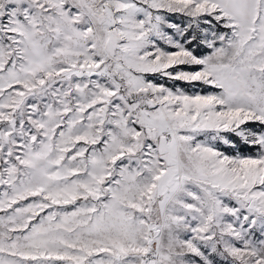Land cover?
I'll use <instances>...</instances> for the list:
<instances>
[{
    "label": "snow or ice",
    "instance_id": "snow-or-ice-1",
    "mask_svg": "<svg viewBox=\"0 0 264 264\" xmlns=\"http://www.w3.org/2000/svg\"><path fill=\"white\" fill-rule=\"evenodd\" d=\"M0 264H264V0H0Z\"/></svg>",
    "mask_w": 264,
    "mask_h": 264
}]
</instances>
